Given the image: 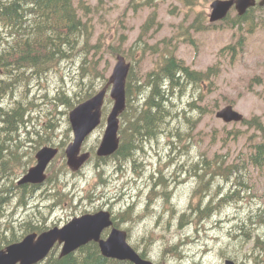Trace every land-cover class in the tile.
<instances>
[{
  "label": "rangeland",
  "instance_id": "rangeland-1",
  "mask_svg": "<svg viewBox=\"0 0 264 264\" xmlns=\"http://www.w3.org/2000/svg\"><path fill=\"white\" fill-rule=\"evenodd\" d=\"M214 1L84 0L87 8L82 10V23L89 24L92 45L45 74L29 73L27 84L0 102V108L9 109L23 91L26 101L34 105L31 121L16 141L18 147L12 144L20 164L11 162L1 174L3 195L35 164L42 144L58 147L67 137L69 118L55 96L61 89L73 95L78 83L87 81L82 79L81 68L86 55L91 64L98 61L99 71L106 74V85L101 87L100 80L98 89L107 86L116 65V58L108 52L111 47L137 52L139 76L160 64L165 47L191 70H214L208 81L189 83L182 94L177 90L166 132L146 140L134 159L98 161L105 117L84 145L83 151L91 152L92 159L80 172L74 175L64 168L67 160L62 151L51 167L48 174L52 181L60 177L56 187L62 198L53 196L56 187L46 186L29 198V206L20 207V192L13 190L14 197L2 205L1 230L13 225L21 232L26 222L39 218H29L37 210L45 212L48 226H63L75 217L104 209L119 214L129 243L156 264H264V170L245 162L253 149L250 139L261 142L262 133L249 124L225 123L216 116L224 107L233 106L246 120L257 119L264 125V10L252 12L243 26H233L239 20L234 9L228 19L211 24ZM152 17L144 38L147 52L135 45ZM3 44L0 40V50ZM153 47L160 52L154 53ZM2 79L7 76L0 74ZM216 160L228 167L227 176L210 174ZM208 164L210 170H202ZM233 164L239 170L231 168ZM192 165L200 177L193 174ZM161 177L167 187L158 185ZM169 195L170 201L166 199ZM233 196L238 197L229 199ZM199 205L201 210L211 206L205 219L192 213Z\"/></svg>",
  "mask_w": 264,
  "mask_h": 264
},
{
  "label": "trees",
  "instance_id": "trees-1",
  "mask_svg": "<svg viewBox=\"0 0 264 264\" xmlns=\"http://www.w3.org/2000/svg\"><path fill=\"white\" fill-rule=\"evenodd\" d=\"M86 8L84 0H80L79 3L75 0H0V40L4 41L0 50V74L7 76L6 80H0V102L2 98L12 97L18 87L24 86V83L27 84L30 79L29 73L45 74L61 61L74 58L80 51H87V47L92 44L90 43L91 34L88 31L89 24L87 22L82 23V10ZM255 11L256 9H251L244 17H239L233 26H243L248 21L247 17L249 18L251 13ZM153 20L154 17L146 23L143 33L135 45L142 48L143 51L148 52L149 50L148 41L144 38L147 35V29L153 23L150 22ZM192 26L200 29V26ZM84 36L86 37L83 40ZM96 48L99 49L100 46L97 45ZM153 49L155 50L154 53L160 52L155 47L151 50ZM164 49L160 57V64L144 76L137 75L141 57L136 56L137 52L134 54L135 50L131 51L130 48L128 53L112 47L108 50L111 57L116 58L121 54L132 63L126 86L127 108L121 116V146L119 151L111 157L116 161L129 160L142 148L144 140L151 141L154 137L157 139L158 135L164 134L173 118V98L176 97L177 90L182 94L189 83L199 85L202 81H208L214 70L212 68L207 72L191 70L183 61L178 60L174 54L169 52L167 47ZM130 52L134 55H131ZM89 60L86 55L81 66L84 76L82 79L88 78L87 81L78 83L79 88L74 91L73 95H69L61 89L55 96V100L66 108L65 115H68L69 111L81 102L94 96L101 87L106 85V74L99 71L98 61L91 64ZM105 70L108 72L109 68L106 67ZM98 81L102 85L99 89L97 87ZM20 96L22 97L16 99L11 108H0V137L3 136V139H0V162L3 176L4 171L7 170L6 167L11 162L15 161V164H20L19 157L14 156L15 149L12 144L14 143L18 147L16 141L17 139L20 141V132L26 129L27 124L31 121L29 116L32 112L33 103L31 100L26 101L23 91H21ZM112 102L111 99H107L103 109L105 116L109 113ZM55 105L58 106L56 103ZM197 109L199 108L197 107ZM243 124L257 128L258 131H261L263 138L261 142H255L254 138L250 139L253 149L246 155L245 162L247 161L249 165L264 170V125L260 124L257 119L245 120ZM71 131L69 126L66 132L67 137L58 143V147L62 151L61 156L65 157L63 150L68 141L71 140ZM47 143L53 142L47 141ZM3 151L7 152L6 158L3 156ZM106 160L98 159V161ZM194 167L196 168L193 166L191 170L195 173ZM203 167L202 170L209 171L211 165L208 164ZM214 167L215 170L210 173L211 175L227 176L229 174L228 167L222 162L216 160ZM230 167H235L237 170L240 168L236 164ZM64 168L67 169L66 166ZM58 183H60L59 176L55 177L53 181L52 176H49L46 186L56 187ZM16 189L20 192L18 201L20 207L27 205V199L36 190L33 186L18 188L13 183L4 195L0 191L1 201L13 196L10 193H14L12 191ZM48 196L50 197V195ZM53 196L62 198L58 186ZM128 212L129 210H127ZM33 215L39 218L35 222L32 219L26 222L21 226L19 233L13 225L11 228L0 229V249L20 241L30 232H42L48 229L45 212L33 213L29 218ZM119 219L120 217L114 218L118 225ZM262 248L264 250V242ZM58 250L59 247H56L41 264H131L106 259L95 243H91L67 257H60ZM142 256L145 257L146 255L143 253Z\"/></svg>",
  "mask_w": 264,
  "mask_h": 264
},
{
  "label": "water",
  "instance_id": "water-1",
  "mask_svg": "<svg viewBox=\"0 0 264 264\" xmlns=\"http://www.w3.org/2000/svg\"><path fill=\"white\" fill-rule=\"evenodd\" d=\"M236 4L239 14L244 15L256 5L255 0H217L213 3L211 22L226 18L228 12ZM264 6V0L261 2ZM131 64L125 57L119 55L109 84L92 98L82 102L69 114V120L74 133V139L66 150L68 166L79 171L91 157L90 153H81L87 138L100 126L103 116V107L108 95V88L112 86L110 97L114 101L113 108L107 118V127L98 148L99 157H109L115 154L120 146L119 130L120 116L127 108L126 84ZM217 118L225 123H241L244 116L233 106H227L217 113ZM59 150L53 147H44L37 154V164L19 181L20 185H41L45 182L46 170L56 158ZM113 225L111 213L100 211L73 219L62 228L55 227L42 234L32 233L21 242L12 244L0 251V264H39L51 253L56 244L62 245L61 257L69 256L79 248L97 242L103 256L108 259L129 261L134 264H154L142 259L128 244L127 232L113 229L107 240L101 239L103 231ZM226 264H234L227 261Z\"/></svg>",
  "mask_w": 264,
  "mask_h": 264
},
{
  "label": "bare ground",
  "instance_id": "bare-ground-1",
  "mask_svg": "<svg viewBox=\"0 0 264 264\" xmlns=\"http://www.w3.org/2000/svg\"><path fill=\"white\" fill-rule=\"evenodd\" d=\"M144 127V126H143ZM159 133V132H158ZM158 135V134H157ZM159 136V135H158ZM206 137V136H205ZM155 138V137H154ZM154 138H153V140H154ZM156 138H158V137H156ZM144 142H145V140H144ZM141 145V144H140ZM141 147V146H140ZM133 159H134V156L132 157ZM123 161V160H122ZM125 161H127V160H125ZM192 173V172H191ZM193 174H195V175H197L198 177H200V174H199V172L198 171H195V173H193ZM162 177L159 179V180H161L162 181ZM162 184L165 186V187H167L166 185H165V183L162 181V183H160V184H158V185H160V186H162ZM160 186H158V187H160ZM166 199L168 200V201H170L172 198H171V196L169 195L168 197H166ZM214 202H215V199H213L212 201H211V204H214ZM27 204L28 205H26V206H29V204H30V201H28L27 202ZM194 215H197L198 216V219H205L208 215H207V212H206V210L204 209V210H197V211H193L192 212ZM187 215V213H184L183 214V216L182 217H185ZM140 225V224H139ZM136 238V237H135Z\"/></svg>",
  "mask_w": 264,
  "mask_h": 264
},
{
  "label": "flooded vegetation",
  "instance_id": "flooded-vegetation-1",
  "mask_svg": "<svg viewBox=\"0 0 264 264\" xmlns=\"http://www.w3.org/2000/svg\"><path fill=\"white\" fill-rule=\"evenodd\" d=\"M262 1H263V0H256V6H255L256 9H264V6H261V5H260V3H261ZM15 194H19V192L16 191ZM33 197H34V196H33ZM237 197H238V196H233V197H229V199H230V198L236 199ZM31 199H33V198H31ZM225 200H226V197H224V198L222 199V201H225ZM0 203H1V200H0ZM210 204H211V203H210ZM201 206H202V205H201ZM212 206H214V205H212ZM210 207H211V206L207 205V207L205 208V210H206V211H209ZM197 210H201L200 205L196 207V210H195V211H197ZM211 210H213V208H212ZM192 211H193V207H192ZM256 247H257V246H256Z\"/></svg>",
  "mask_w": 264,
  "mask_h": 264
}]
</instances>
